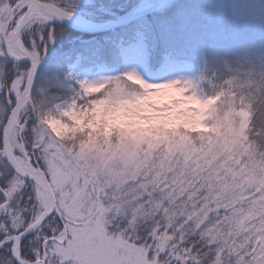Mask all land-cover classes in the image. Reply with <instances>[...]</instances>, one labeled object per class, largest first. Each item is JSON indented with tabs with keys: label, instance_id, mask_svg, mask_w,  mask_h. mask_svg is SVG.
<instances>
[{
	"label": "snow or ice",
	"instance_id": "1",
	"mask_svg": "<svg viewBox=\"0 0 264 264\" xmlns=\"http://www.w3.org/2000/svg\"><path fill=\"white\" fill-rule=\"evenodd\" d=\"M80 3L0 0V264H264V75L186 74L190 13L141 0L109 53L119 75L79 79L102 50L48 57ZM161 82L202 106L210 134L94 126Z\"/></svg>",
	"mask_w": 264,
	"mask_h": 264
},
{
	"label": "rangeland",
	"instance_id": "2",
	"mask_svg": "<svg viewBox=\"0 0 264 264\" xmlns=\"http://www.w3.org/2000/svg\"><path fill=\"white\" fill-rule=\"evenodd\" d=\"M100 1L101 3L97 0H81L73 19L91 24L90 28H99L120 20L134 5L141 3V0ZM208 1L201 10H196L193 3L182 6L191 15L188 34L179 43V51L185 53L182 71L186 74H198L201 69L208 68L216 71L221 77L240 72L249 73L259 79L264 75V0ZM220 10L224 11L223 16L220 15ZM121 13L124 14L119 17ZM123 27L125 24L121 26ZM64 28L60 39L49 52L48 58L52 60L54 57L52 61L69 53L66 51V44L59 45L64 36H71L70 32L66 31L67 28ZM113 32L83 34L88 37L83 39L99 38ZM120 37H105L111 42L109 46L113 47L112 53L122 49ZM104 53L107 54V51L104 50ZM107 55L113 60H91L87 62V71L78 68L70 70L82 80H99L119 75L123 64L114 56ZM172 75L174 73H161L158 78L167 79ZM150 92L151 95H146L134 105L112 109L98 108L94 126L105 135L119 134L129 141L143 140L152 143L165 139L173 132L210 134L209 129L202 127V106L187 99L186 94L176 88Z\"/></svg>",
	"mask_w": 264,
	"mask_h": 264
},
{
	"label": "trees",
	"instance_id": "3",
	"mask_svg": "<svg viewBox=\"0 0 264 264\" xmlns=\"http://www.w3.org/2000/svg\"><path fill=\"white\" fill-rule=\"evenodd\" d=\"M97 1L101 3L100 0ZM207 2L209 3L208 0H183L181 3H179V5L181 7L182 6L184 7L185 5H189L193 3L194 7H196V10H201L207 4ZM123 14L124 13H121L119 17H121ZM66 31H69L71 36H64V39L61 41L59 45H62V43L66 44V51L68 50V52H72L73 54L82 53L83 55L89 57L93 56V54L96 53L98 49L102 50L103 56L100 59H98V62H102L103 60H109V61L113 60L112 57H108L107 55L109 54V52L113 51V47L109 46V43L111 42H108L107 41L108 38L105 37L113 35V37L119 38L124 31V27L118 29L117 31H114L110 35L99 36V38L90 37V39H83L84 37L85 38L88 37L83 34L75 33L69 29H66ZM184 43L186 44V42ZM104 50L107 51V54L104 53ZM52 60H54V57H52Z\"/></svg>",
	"mask_w": 264,
	"mask_h": 264
},
{
	"label": "water",
	"instance_id": "4",
	"mask_svg": "<svg viewBox=\"0 0 264 264\" xmlns=\"http://www.w3.org/2000/svg\"><path fill=\"white\" fill-rule=\"evenodd\" d=\"M181 1H183V0H178V3H180ZM127 18H128L127 15H125L120 20H118L116 22L108 23V24H106L102 27H99V28L81 27L79 25L74 24L71 21H66L64 23L63 27L68 28V29L73 30V31L78 32V33H82V34L96 35V34H103V33L112 32V31L120 28L122 25L125 24Z\"/></svg>",
	"mask_w": 264,
	"mask_h": 264
},
{
	"label": "clouds",
	"instance_id": "5",
	"mask_svg": "<svg viewBox=\"0 0 264 264\" xmlns=\"http://www.w3.org/2000/svg\"><path fill=\"white\" fill-rule=\"evenodd\" d=\"M158 86H160L159 88H149V91H154V90H164V89H172V88H176L178 89L180 86L179 85H173V84H169L167 82H161Z\"/></svg>",
	"mask_w": 264,
	"mask_h": 264
},
{
	"label": "bare ground",
	"instance_id": "6",
	"mask_svg": "<svg viewBox=\"0 0 264 264\" xmlns=\"http://www.w3.org/2000/svg\"><path fill=\"white\" fill-rule=\"evenodd\" d=\"M71 22H73L74 24L79 25L81 27H91L92 26L91 24H87L84 21H77V20H74V19L71 20Z\"/></svg>",
	"mask_w": 264,
	"mask_h": 264
}]
</instances>
